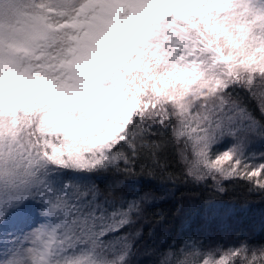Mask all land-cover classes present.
Returning <instances> with one entry per match:
<instances>
[{"label":"snow or ice","instance_id":"1","mask_svg":"<svg viewBox=\"0 0 264 264\" xmlns=\"http://www.w3.org/2000/svg\"><path fill=\"white\" fill-rule=\"evenodd\" d=\"M256 203L264 0H0V264H264Z\"/></svg>","mask_w":264,"mask_h":264},{"label":"trees","instance_id":"2","mask_svg":"<svg viewBox=\"0 0 264 264\" xmlns=\"http://www.w3.org/2000/svg\"><path fill=\"white\" fill-rule=\"evenodd\" d=\"M262 213H264V204H260V203L253 204L249 210V214L257 219H259ZM201 227H203V224L201 222H197L192 226L193 230Z\"/></svg>","mask_w":264,"mask_h":264}]
</instances>
